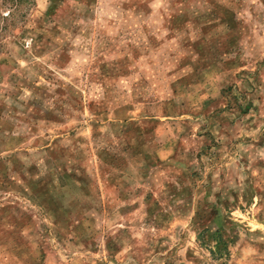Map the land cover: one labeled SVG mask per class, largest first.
Masks as SVG:
<instances>
[{
	"label": "rangeland",
	"instance_id": "1",
	"mask_svg": "<svg viewBox=\"0 0 264 264\" xmlns=\"http://www.w3.org/2000/svg\"><path fill=\"white\" fill-rule=\"evenodd\" d=\"M0 264H264V0H0Z\"/></svg>",
	"mask_w": 264,
	"mask_h": 264
},
{
	"label": "trees",
	"instance_id": "2",
	"mask_svg": "<svg viewBox=\"0 0 264 264\" xmlns=\"http://www.w3.org/2000/svg\"><path fill=\"white\" fill-rule=\"evenodd\" d=\"M9 1L14 3V0H9ZM15 4H17V3L15 2ZM16 6H18V5H16ZM10 10H11L10 14H12V9H10Z\"/></svg>",
	"mask_w": 264,
	"mask_h": 264
}]
</instances>
